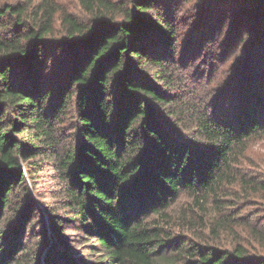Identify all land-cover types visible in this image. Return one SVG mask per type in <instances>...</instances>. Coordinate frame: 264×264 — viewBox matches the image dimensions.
Listing matches in <instances>:
<instances>
[{
  "label": "trees",
  "instance_id": "trees-1",
  "mask_svg": "<svg viewBox=\"0 0 264 264\" xmlns=\"http://www.w3.org/2000/svg\"><path fill=\"white\" fill-rule=\"evenodd\" d=\"M76 1L88 21L54 0L0 3V264H40L43 249V264H260L247 261L240 244L220 249L175 236L168 211L180 194L198 219L208 203L221 209L218 193L236 182L237 155L264 134V0L239 1L261 9L250 12L256 77L248 104L223 119L193 114L202 141L192 144L176 140L151 104L175 114L147 80L151 69L153 78L164 76L161 56L175 45L171 20L151 12L159 0ZM56 54L63 61L46 72ZM46 165L61 186L64 215L48 214L50 233L42 230L28 255L21 237L34 202L26 177ZM255 188L264 192L262 183ZM18 190L30 203L12 228ZM66 224L90 241L82 251L73 250Z\"/></svg>",
  "mask_w": 264,
  "mask_h": 264
},
{
  "label": "rangeland",
  "instance_id": "rangeland-1",
  "mask_svg": "<svg viewBox=\"0 0 264 264\" xmlns=\"http://www.w3.org/2000/svg\"><path fill=\"white\" fill-rule=\"evenodd\" d=\"M110 1L125 6L129 2ZM222 1H225L224 6L221 0H159L151 10L153 14L165 13L176 30L174 49L161 56L167 66L164 76L161 79L153 78L154 70L151 69L147 77L158 92L171 100L169 110L175 114L169 115L167 106H159L153 102L151 104L163 127L176 140L187 144L202 141L200 133L192 126L193 114L198 112L206 117L216 116L222 119L231 113L235 115L238 109L248 104V92L255 84L253 78L256 76H253V71H256V65L248 58V51L256 46L254 37L251 36L256 22L252 16L261 9L239 4L240 0ZM2 2L5 0H0ZM54 2L60 8L78 15L80 20H89L76 0ZM241 6H245L247 16L244 18L241 15L238 20L236 14ZM252 10L254 15L251 16ZM53 60L59 64L63 58L56 54L49 61L46 72H50L55 66ZM65 134L69 136L70 132ZM233 169L236 172L232 177L236 182L223 187L218 193L221 209L217 210L214 204L208 203L202 219H198L189 210L192 199L186 194H180L168 211L173 218L169 228L177 237L220 249L240 244L247 251V261L254 260L264 264V241L257 240L258 237L252 233L256 229L264 233V192L255 188L258 183L264 184V134L254 136L246 142L245 149L233 163ZM55 176L52 167L46 165L42 172L31 176L32 178L26 177L27 192L34 202V215L33 224L27 226L21 242L24 249L32 254L39 249L36 242L42 230L48 232V214L59 212V215H64V210L61 211L63 194ZM241 179L246 184L241 183ZM19 190V193L12 196L14 199L10 205L13 209L8 211L9 215H14L10 222L12 228L20 222V206L30 203L25 199L26 191L22 193ZM192 219V222L189 221ZM64 228L73 250L80 252L84 244L90 243L70 224H66ZM41 237L43 236L40 235Z\"/></svg>",
  "mask_w": 264,
  "mask_h": 264
},
{
  "label": "water",
  "instance_id": "water-1",
  "mask_svg": "<svg viewBox=\"0 0 264 264\" xmlns=\"http://www.w3.org/2000/svg\"><path fill=\"white\" fill-rule=\"evenodd\" d=\"M44 252H45V249H44V251L42 252V255H41V257H40V264H43Z\"/></svg>",
  "mask_w": 264,
  "mask_h": 264
}]
</instances>
